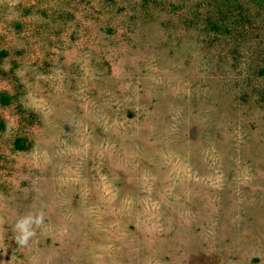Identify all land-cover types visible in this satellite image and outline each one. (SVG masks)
Listing matches in <instances>:
<instances>
[{
	"label": "rangeland",
	"instance_id": "obj_1",
	"mask_svg": "<svg viewBox=\"0 0 264 264\" xmlns=\"http://www.w3.org/2000/svg\"><path fill=\"white\" fill-rule=\"evenodd\" d=\"M0 121V264H264V0H0Z\"/></svg>",
	"mask_w": 264,
	"mask_h": 264
},
{
	"label": "clouds",
	"instance_id": "obj_2",
	"mask_svg": "<svg viewBox=\"0 0 264 264\" xmlns=\"http://www.w3.org/2000/svg\"><path fill=\"white\" fill-rule=\"evenodd\" d=\"M38 222V221H37ZM31 223V218H24V219H21L19 222H18V227L21 231V235L18 237V242L20 244H26L29 237L31 235H33V233L31 231H29V228H28V225Z\"/></svg>",
	"mask_w": 264,
	"mask_h": 264
},
{
	"label": "trees",
	"instance_id": "obj_3",
	"mask_svg": "<svg viewBox=\"0 0 264 264\" xmlns=\"http://www.w3.org/2000/svg\"><path fill=\"white\" fill-rule=\"evenodd\" d=\"M7 98L6 97H2V100H6ZM2 126H3V123L0 121V129L2 128ZM21 140L20 139H16L15 141H14V145H15V147H17V148H22L23 146H22V144H21Z\"/></svg>",
	"mask_w": 264,
	"mask_h": 264
}]
</instances>
